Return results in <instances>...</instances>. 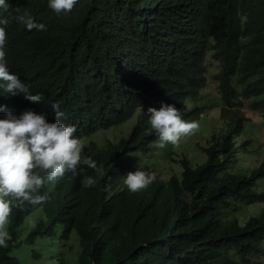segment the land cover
<instances>
[{
  "label": "clouds",
  "instance_id": "clouds-1",
  "mask_svg": "<svg viewBox=\"0 0 264 264\" xmlns=\"http://www.w3.org/2000/svg\"><path fill=\"white\" fill-rule=\"evenodd\" d=\"M76 3L0 0V251L7 257L0 264H264V161L241 166L254 148L249 132L241 138L251 142L233 161L211 154L230 120L206 146L196 141L201 162L185 157L189 140H182L206 116L202 92L209 80L217 85L215 65L194 99L180 69L188 53L157 57L150 61L156 73L147 78L141 70L138 79L127 73L136 60L121 55L120 72L100 77L94 89L118 97L51 103L9 68V27L54 35ZM219 98L218 91L221 108ZM107 99L117 108H105ZM187 100L198 106L185 113ZM109 204L121 207L110 214ZM89 234L85 251L78 240Z\"/></svg>",
  "mask_w": 264,
  "mask_h": 264
},
{
  "label": "trees",
  "instance_id": "trees-1",
  "mask_svg": "<svg viewBox=\"0 0 264 264\" xmlns=\"http://www.w3.org/2000/svg\"><path fill=\"white\" fill-rule=\"evenodd\" d=\"M78 3L79 0L72 13L60 18L59 30L54 35H34L20 27L15 32L11 27L8 29L5 47L8 66L19 78L29 80L33 94L41 93L42 100L51 103L65 97H118L94 89L100 77L112 78L120 72L121 55L126 60L130 56L136 60L127 73H135L134 78L138 79L141 70L147 78L156 73L155 64L151 66L150 61L157 57L168 52L174 58L188 53L189 58L182 61L180 69L192 86V98L204 87L208 65L212 64L219 69L213 77L222 107L225 110L246 107L264 122V0ZM90 90L93 94L85 95ZM102 105L112 111L118 103L107 99ZM195 112L191 111L190 116ZM131 113L125 111L124 115L129 117ZM246 123L240 116L230 120L213 137L211 154L224 162L235 160L237 151L241 152L251 142L241 138L242 134H248L244 129ZM231 143L235 149L230 147ZM120 207L121 204H109V213L114 214ZM79 220L86 228L91 224L83 216ZM74 223L75 219L71 224ZM10 227L15 230L13 221ZM112 235L106 234L104 241L108 242ZM91 240V234L79 237L80 248L89 250ZM6 258V252L1 250L0 260Z\"/></svg>",
  "mask_w": 264,
  "mask_h": 264
},
{
  "label": "rangeland",
  "instance_id": "rangeland-1",
  "mask_svg": "<svg viewBox=\"0 0 264 264\" xmlns=\"http://www.w3.org/2000/svg\"><path fill=\"white\" fill-rule=\"evenodd\" d=\"M216 70H213L211 73H214ZM203 99H207V111L206 116L204 118L198 119L196 122L198 124L197 129L190 135L184 136L183 142H187V148L185 150V157L187 159L191 158L194 162L200 161V153L195 154L193 147H195L197 142H202V146H206V140L212 134L215 127L219 125H224V120H233L237 116L245 117L244 119L247 121V125L244 126V129H247L249 132L248 137L252 139L254 142V148L249 155H244L241 158V166L243 168H250L252 165L258 166L264 161V122L259 121L257 115H253L249 113L246 109L242 110H225L224 108H220L219 103L217 102L218 90L217 85L213 80H209L207 85L203 89L202 92ZM197 105V103H192L190 100L185 102L184 110L185 113H188L193 106ZM215 106H217V109ZM246 108V107H245ZM196 134L195 139L192 135ZM243 138L246 139L247 136L242 134ZM191 139V140H190ZM205 139V141H204ZM195 140V141H194ZM99 143H102V140L97 139ZM197 141V142H196ZM191 143V144H190ZM201 162V161H200ZM253 213L257 210L250 209Z\"/></svg>",
  "mask_w": 264,
  "mask_h": 264
}]
</instances>
